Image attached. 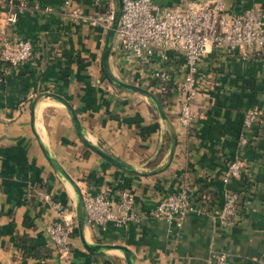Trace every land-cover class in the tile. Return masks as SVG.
<instances>
[{
	"label": "crops",
	"instance_id": "0c3cea01",
	"mask_svg": "<svg viewBox=\"0 0 264 264\" xmlns=\"http://www.w3.org/2000/svg\"><path fill=\"white\" fill-rule=\"evenodd\" d=\"M152 1L183 8L191 1L210 0ZM95 2L0 0V43L27 37L33 47L32 57L22 65L0 66V264H126L118 250L91 253L82 246L74 234V191L52 169L39 143L83 195L102 193L114 201L123 190L133 195L140 218L123 226L86 225L88 241L126 246L133 264H214L217 251L226 252L232 264H264V52L242 55L240 49L208 48L197 64L194 118L185 129L177 124L181 94L176 90L184 75L183 59L169 52L165 66L171 88L163 107L176 127L174 156L159 174H128L78 139L60 102L43 98L31 111L36 95L55 93L70 102L85 138L108 154L141 172L166 162L168 131L152 103L114 87L101 70L107 32L68 15L72 7L87 15L102 11ZM22 4L16 22H8L10 12ZM225 5L227 12L264 9V0H226ZM109 64L119 78L153 91L114 42ZM253 107L260 112L259 122L239 151L244 116ZM235 158L244 169L225 185L221 178ZM183 184L202 211L187 216L176 234L152 212L162 197ZM225 190L241 196L232 225L219 216ZM55 203L67 209L65 216L74 226L67 254L59 253L45 232L57 217ZM34 246L41 257L32 255Z\"/></svg>",
	"mask_w": 264,
	"mask_h": 264
},
{
	"label": "built area",
	"instance_id": "2783aa9c",
	"mask_svg": "<svg viewBox=\"0 0 264 264\" xmlns=\"http://www.w3.org/2000/svg\"><path fill=\"white\" fill-rule=\"evenodd\" d=\"M226 0L191 1L183 8L161 7L152 0H121V16L115 32V49L123 58L129 59L133 69L145 76L154 92L165 93L170 77L167 66L174 52L181 56L183 78L176 83L181 94L177 124L188 128L194 118L193 99L197 93V64L210 47L228 50H242V55L264 52V9L249 8L242 11L227 12ZM65 5L69 2L65 1ZM96 6L103 10L93 15L84 14L79 8L72 7L68 15L91 27L107 32L111 26L114 3L112 0H96ZM24 4L7 16V21L15 23L18 12ZM32 43L27 37H16L13 41L3 39L0 43V66L17 67L32 57ZM155 64H158L157 67ZM260 112L249 108L243 120V132L239 137L238 150L245 148L254 128L259 122ZM243 162L232 160L221 178L230 185L234 178L241 175ZM240 193L225 190L224 201L219 216L227 225L234 224ZM134 198L128 190H123L120 199L102 194L84 195L86 225L104 227L111 223L123 226L140 218L134 210ZM57 217L45 226L46 235L54 248L62 254L70 250V235L74 226L65 216L67 209L55 203ZM195 197L186 184L181 189L162 197L152 215L167 224L170 232L178 234L187 216L200 213ZM214 264H232L228 254L217 251Z\"/></svg>",
	"mask_w": 264,
	"mask_h": 264
},
{
	"label": "water",
	"instance_id": "95a60500",
	"mask_svg": "<svg viewBox=\"0 0 264 264\" xmlns=\"http://www.w3.org/2000/svg\"><path fill=\"white\" fill-rule=\"evenodd\" d=\"M112 1L114 3L113 17H112L111 26L106 33V37L104 41V46H103L101 60H100L101 70L105 78L107 79V81L114 87L120 90L143 95L152 103L155 111L157 112L162 122L165 124L167 131H168L169 152H168L166 162L153 170H150L147 172H141V171L136 170L131 165L108 154L107 152L102 150L99 146L91 143L85 138L84 130L82 128L80 120L76 114V111L70 104V102L66 100L64 97L57 95L55 93L43 92V93L36 95L32 100L31 111L32 113L34 112L35 105L39 101H41L43 98H51V99H54L60 102L66 108L70 116L71 122L73 124L74 130H75V133L78 139L89 150L96 153L106 162L120 169L123 172L132 174L135 176H151V175H155V174H159L163 172L169 166L174 156L176 143H177L176 127L174 123L169 119L168 115L166 114V111L164 110L163 105L158 100L157 96L155 95L153 91L139 84H133V83L127 82L119 78L117 75H115L112 72L110 64H109V56L111 53L115 32L118 27L120 16H121V0H112ZM32 120H33V115H32ZM39 144H40L44 157L46 158L47 162L50 164L52 169L56 173H58L71 186V188L74 191V195L76 199V202H75L76 228H77V233H78L82 246L88 252H91V253H99V252L108 251V250H118L123 255L126 264H133L132 252L126 246L121 245V244H104V243L90 242L86 239L85 237L86 217H85V209H84V195L80 187L78 186L77 182L70 176V174L64 169V167L50 154V152L45 146H43L41 143Z\"/></svg>",
	"mask_w": 264,
	"mask_h": 264
},
{
	"label": "trees",
	"instance_id": "16d2710c",
	"mask_svg": "<svg viewBox=\"0 0 264 264\" xmlns=\"http://www.w3.org/2000/svg\"><path fill=\"white\" fill-rule=\"evenodd\" d=\"M156 83H158L157 80H152V82H151V84H156ZM170 88H171V85H170V83H168L167 91L165 93L154 92L155 95L157 96L158 100L161 102L162 105L165 104V99L169 95ZM74 234H76V235L78 234L77 233V228H75ZM32 255L37 257V258L41 257V255L38 252V248H36V246H34V252H33Z\"/></svg>",
	"mask_w": 264,
	"mask_h": 264
}]
</instances>
